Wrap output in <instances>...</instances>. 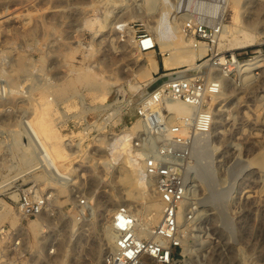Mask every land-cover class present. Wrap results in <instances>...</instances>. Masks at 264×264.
I'll return each mask as SVG.
<instances>
[{
	"label": "rangeland",
	"instance_id": "374dc122",
	"mask_svg": "<svg viewBox=\"0 0 264 264\" xmlns=\"http://www.w3.org/2000/svg\"><path fill=\"white\" fill-rule=\"evenodd\" d=\"M155 1L161 6L154 2L146 7L147 0H0V183L16 178L0 184V198L13 212L19 210L14 224L8 218L0 225L18 228V264H96L100 258L97 264H104L101 254L113 252L114 246L103 242V231L114 211L125 206L124 187L111 180L123 157L116 160L110 150L119 133L142 129L137 107L145 105L148 89H161L176 73L195 75L207 87L201 108L209 115L208 135L198 134L207 160L179 161L191 191L185 200L186 221L180 222L182 230L187 228V249L181 243L178 248L184 251L183 264H264V169L253 164L264 149V0ZM164 4L171 9L167 21L174 17L172 22H180L183 29L169 31L171 40L179 41L181 34L212 46L196 58L197 66L162 65L169 52L163 53L155 41V23ZM239 29L256 39L240 48L229 44V39L242 36ZM145 37L154 45L137 49V40ZM151 49L159 68L151 71L155 79L149 82L140 75L149 70ZM257 55L260 63L245 78L234 60ZM18 63L26 67L20 70ZM80 73H92L107 84L105 96L96 97L79 82ZM220 77L226 80L223 90L212 85ZM67 82L72 86L59 95V86ZM134 83L141 87L130 88ZM46 98L65 148L63 171L68 178L63 185L45 173L37 159L34 166L24 164L14 145L15 139L18 146L28 142L22 122L36 120ZM111 112L113 119L107 123ZM17 131L22 133L18 136ZM35 166L38 169L28 171ZM23 204L28 206L26 214ZM32 220L39 223L35 231ZM94 248L102 251L97 259L92 257Z\"/></svg>",
	"mask_w": 264,
	"mask_h": 264
},
{
	"label": "bare ground",
	"instance_id": "6f19581e",
	"mask_svg": "<svg viewBox=\"0 0 264 264\" xmlns=\"http://www.w3.org/2000/svg\"><path fill=\"white\" fill-rule=\"evenodd\" d=\"M161 1L159 3H161ZM248 1H247V3H248ZM252 1L253 0H250V2H252ZM154 2L156 4L155 0H147L148 6H146V4H145L146 2L143 3L142 5L145 4L144 7L145 6L149 7V6L153 5ZM244 3H246V2H244ZM254 3H253V5H254ZM138 5H139V3H138ZM156 5L159 7L160 4L158 5V3H157ZM173 6H174V4H173ZM248 6H250V3ZM139 7H140V5H139ZM256 7H254V8H256ZM160 8H157V9H160ZM162 8H163V10L161 13H160V11L157 12V13H160L159 14L160 17L158 14H156V15H158L159 18H157L158 20L155 23L156 24L155 29L158 31V34H159V36L155 38V41L158 43L160 50L163 53L166 54V52H169L168 55L164 54L165 56L162 58V65L165 68H172L177 64H183V65H188V66H192L195 64V66H197L196 65V58L205 55L207 50L212 46L208 47L207 44L203 41H199V44H197L193 37L185 36V35H184V37L183 36L181 37V34L178 35V37L180 38L179 41L174 42L173 40H171L168 36L169 31L175 30L178 33H182L183 29H180V27H179L180 22L179 23L175 22V21L172 22V20L175 19L174 17H172V20L168 19L171 22L167 21L166 16L168 15V13L170 12L171 9L168 8L166 4H164L162 6ZM167 11H169V12H167ZM171 15H173V14H171ZM250 21H252V20H250ZM247 22H248V20H247ZM91 23H93V22L91 21ZM168 23H170V24H168ZM249 23H250V26H253L252 24H255L253 22H252V24H251V22H249ZM249 23H247V25ZM180 26H181V24H180ZM254 27H256V26L254 25ZM247 28H248V26H247ZM239 32H242V36H239V37L236 36L232 39H229L230 40L229 44L237 45L235 47L240 48L242 46L245 47L247 45H250L251 42H253L256 39L255 34L254 35L251 34V32L246 31V29L245 30L239 29ZM136 45H137V49H141V50L147 49V48H151L154 45V41L150 37H145V38L137 40ZM197 45H199L198 48H196ZM141 53H143V52H141ZM147 53H148V56L146 58V62H147L146 64L149 66V70L144 71V73H141L143 75H140V76H143L142 78H146L145 80H148L150 82L153 79H155V78H153V76L150 77V73L152 70L155 71L158 69L159 63H158V59H157V56L155 54L154 49L147 51ZM219 57H218L219 61L223 62L224 57L223 56H222V58H219ZM142 59L144 60V58H142ZM234 61H236L238 66L241 65L240 68H241V70H243L242 73H245L246 75H244V77L247 78L252 67H254L258 63H260L261 58L257 55V56H252L251 58L245 59L243 62H240L237 59H235ZM142 65H143V62H142ZM145 66L146 65H144V69L146 70L148 67L145 68ZM24 67H26V66H23V63H20L18 68L20 70H22ZM144 69L142 68V70H144ZM248 77H250V74ZM77 80L79 82L83 83L85 86H88V88L91 89L92 91H95L94 93H96V95H95L96 97H100L101 95L105 96L106 92L103 93V91L106 90L105 88H106L107 84L103 83L100 79H97V77L94 74H92V73H85V74L80 73L79 75H77ZM217 81L218 82L215 84V86L222 87V90H223L225 87V81H226L225 78L220 77ZM129 85H130V88H132V89L135 88V90L139 89L141 87V85H137L135 83L129 84ZM71 86H72L71 82H67V83L59 86V89L57 90L58 94L59 95L65 94ZM103 88H104V90H103ZM222 90L220 88L218 93H220V91H222ZM160 91L161 90L158 88H155L152 91L150 89H148V91H147L148 97H147V99H145L144 104H145V106H154V105L159 103L163 108V115L166 117L167 120L172 121V120H175V118L177 120V118L180 119V118H184V117H186V118L195 117V115L199 112L200 104H196L192 100H186V99L177 98V97L170 96V95H165V94H162ZM139 104L141 105V102ZM50 106H51V103H49V100H47V98H46V100H44V102L40 103L38 110L41 112L39 113V117H37L36 120L34 118L23 120V122H22V123H24V125H23L24 129L23 130H24V133H26V135H27L28 142L21 145V146H18L19 140L15 139L14 145L21 152V157H22L24 164H27L28 166L29 165L34 166V165H36V163L33 164V162L37 161V164L40 163V165L43 166V168H45L44 169L45 173L49 174V176L52 179H56L61 185H63V183L66 182V180L68 178V174H67V172H65L66 170L63 171V167H64L63 165L65 164L64 163L65 162L64 161L65 160V157H64V149L65 148H64V145L62 144L61 135L57 131H55V125L53 122L54 118L52 117V113L50 112V110H51ZM217 110L218 109L216 108V111H213V112H217ZM139 123L140 122H138L137 126H139ZM212 127H213V131L215 132V130L217 129L215 120H214V124L212 125ZM186 130H187L186 128L181 127V128H179V130H177V133H179L178 134L179 136L184 135V134H186ZM174 132H175V130H173L172 128L169 129V134H172ZM20 133H22V132H20ZM20 133L18 131L16 132L17 135L18 134L20 135ZM205 135H208V134L205 132V133H203V136H205ZM128 136H129L128 131H123V133H119L118 136L116 137L115 141H114L115 146L110 150L111 153L116 157V160L120 159L119 158L120 156L123 157L122 160L120 159L122 162L120 161L121 163L117 164V167L115 168V170L113 168L114 171L112 173L111 180L117 182L119 185L124 187L123 203H125V206L127 207V214H119V212H118L119 207L115 211L113 210L115 213L112 217V220L105 227V230L103 231V234L105 235L104 239L106 240L103 242L105 244L108 243L110 246H114V249H113V247L112 248L109 247V248L113 249L114 254H116L118 252L119 256H120L122 251H126V250H123L121 248L120 243L118 241L117 234L119 232H121L120 230L125 229L126 232L132 231L133 233L136 234L137 238H141L142 236H148L149 237L151 234L152 228L154 226L153 224L158 223L160 218H161L162 208H163L161 197L159 196V194L156 190V178L154 175H152V174L149 175L148 173H146V171L144 169V162L141 161L140 159L138 160L136 158V154L134 156V154H132L130 152V150L128 148V142L126 141ZM200 137H202V136H200ZM15 138H16V136H15ZM180 138H182V137H180ZM199 139L200 138L198 137L196 140V145L199 142L198 148L196 147V145L193 146L192 156H193V158H196L198 161L202 162L203 159L207 160L206 159L207 155H206L205 149L202 146H201L202 147V149H201V147H200L201 144H200ZM177 140L181 141V139H177ZM119 146L122 147L121 151L118 150ZM253 162H254L253 163L254 165L256 164L261 169H264V149L262 151L258 152L255 155V157H253ZM250 163H251V161H250ZM193 165L195 166V164H193ZM37 166L29 169L28 171H32V172L35 171L33 169H38ZM191 167H193V166L191 165ZM203 167H204L203 171H204L205 175L207 177H210V171L208 170L207 166L203 165ZM26 168H27V166H26ZM72 170H70V171H72ZM26 172H22V173L26 174ZM22 173H21V176H22ZM17 178H18V176H17ZM13 179L10 181L12 182ZM70 179L72 180V178H70ZM5 180H8V179H5ZM5 180H4V182H5ZM8 181H7V183H10V181L9 182ZM4 182H2V183L4 184ZM3 184H1V185H3ZM150 187H152L153 192L151 191ZM190 188H191V186H190ZM188 190H190V189L188 188ZM190 193H191V191L190 192L188 191V194H190ZM139 198H145V200L139 202ZM186 199H188V198H185L181 202V205L179 206V209L177 212V220H178V224H179L177 239H178V242L183 245L184 249H187V244H186V237H187L186 232L187 231H185L187 228H184L182 230L180 222L182 220L186 221V218H187V216L185 214L186 202H187V201H185ZM112 201H113V199H112ZM113 204L115 205L116 203L113 201ZM141 207L144 209V211L142 213H140ZM18 213H19V210H18ZM18 213H17V211L13 212L7 206V203L3 199L0 198V221H4V220L9 218V219H11L12 223L14 224L17 221L16 218L18 216ZM130 217H132L131 220H129ZM129 221H131V223H129ZM37 222L38 221H36V220L31 221L30 226H31V229H33V231H35V229H37L39 226V223H37ZM40 229L41 228L38 229V232ZM113 243L115 245H113ZM109 245H107V246H109ZM100 253H102V251H99L98 248H94V250L92 251L93 259H97L98 256L100 255ZM101 255L105 256L104 257V264H106V255L107 254H105V252H103ZM116 258H118V257H116ZM99 260L101 261L102 259L100 258ZM99 260H94V261L97 264L99 262ZM114 264H122V260L118 261L116 259Z\"/></svg>",
	"mask_w": 264,
	"mask_h": 264
},
{
	"label": "built area",
	"instance_id": "2783aa9c",
	"mask_svg": "<svg viewBox=\"0 0 264 264\" xmlns=\"http://www.w3.org/2000/svg\"><path fill=\"white\" fill-rule=\"evenodd\" d=\"M169 79L170 81L163 84L160 92L167 91L166 95L200 104L199 112L195 117L169 121L163 115V108L159 103L154 106L137 107L142 129L136 132L128 131L126 141L130 152L144 162L146 173L156 178V190L163 206L162 215L159 222L153 226L149 237L137 238L132 231L120 230L121 232L117 234L118 241L121 248L126 251H122L120 256L118 252L108 253L106 264H114L116 259L122 260V264H183L185 259L183 252L178 249L180 243L177 239L179 228L177 212L188 194V188L181 169L182 163L179 161L193 157L192 149L196 145L198 134L201 136L207 130L209 115L201 108L207 87L203 86L195 75L176 73ZM212 85L215 86L213 83ZM210 89H213L212 86ZM113 114L114 112H111L105 117L107 123L113 119ZM181 127L187 129L188 136L178 135L177 130ZM170 128L175 132L169 134ZM27 207L25 204L21 206L23 214L29 211ZM35 210H39V205ZM118 212L127 214V207H119ZM131 219L132 217L129 218ZM20 239L18 228L0 225V264H18L16 255L19 251L14 250L22 245Z\"/></svg>",
	"mask_w": 264,
	"mask_h": 264
},
{
	"label": "crops",
	"instance_id": "0c3cea01",
	"mask_svg": "<svg viewBox=\"0 0 264 264\" xmlns=\"http://www.w3.org/2000/svg\"><path fill=\"white\" fill-rule=\"evenodd\" d=\"M159 66V65H158ZM159 68V67H158Z\"/></svg>",
	"mask_w": 264,
	"mask_h": 264
}]
</instances>
